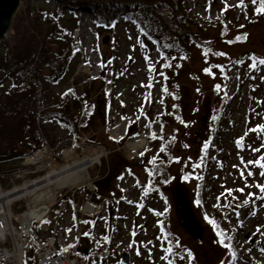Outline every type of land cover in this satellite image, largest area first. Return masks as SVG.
<instances>
[{
  "label": "rangeland",
  "instance_id": "rangeland-1",
  "mask_svg": "<svg viewBox=\"0 0 264 264\" xmlns=\"http://www.w3.org/2000/svg\"><path fill=\"white\" fill-rule=\"evenodd\" d=\"M23 2L51 12L58 7L54 0ZM240 3L241 0L188 1L186 9L191 18L203 23L202 29L195 28L213 41V49L205 52L207 55L199 52L207 58L212 74L203 72L208 67L198 53L184 62L176 77L177 86L172 89V96H178L183 111L184 123L179 125L173 123L172 116L170 120L165 117L166 112L172 114L176 103H169L163 91L164 59L133 20L121 17L111 30H106L96 24L93 15L79 11L72 17L73 23L69 22L80 55L66 80L52 88L51 96L58 101L70 91L66 99L78 100L88 91L96 104V120L81 138L59 122H49L43 128L45 145L52 150L57 167L95 158L83 175L86 182H104L99 204L103 202L106 220L102 226L86 220L85 226L92 234L90 240L99 236L109 247L111 257L107 264L120 261L124 252L131 254L133 264H190L188 250L194 256L193 264H228L231 255L219 243L217 224L236 246L239 256L234 264H264V200L248 196L262 195L255 185L264 184V177L259 176L258 167L247 164L264 156L263 134L250 131L264 125V65L258 63L264 59V14L255 12L259 1L255 5L251 0H243V6ZM107 37L108 42L104 43ZM7 40L8 36L0 41V52ZM252 58L257 62L256 69L251 68ZM150 65L156 70L149 71ZM149 84L152 86L147 87ZM188 122L191 129L184 132ZM170 127L176 129L178 162L171 170L173 182L165 190L147 183L141 166L149 155L158 153L161 135ZM153 133L156 139L151 138ZM141 137L144 147H129ZM241 138L243 144L239 146L236 142ZM205 143L209 144L207 150ZM255 148L261 151L254 152ZM20 161L0 165L3 188L10 182L22 185L23 181L14 177L21 172ZM197 164L201 165L197 170L199 182L202 181L201 196L197 181L180 177L183 166L188 169ZM247 171L254 175L247 176ZM240 188H244L243 193L236 191ZM226 189L232 190L231 196ZM180 194L189 200L202 230L200 241L181 222ZM245 199L250 203L244 205ZM210 220L215 221V226ZM25 264H34L32 255L26 257Z\"/></svg>",
  "mask_w": 264,
  "mask_h": 264
},
{
  "label": "trees",
  "instance_id": "trees-1",
  "mask_svg": "<svg viewBox=\"0 0 264 264\" xmlns=\"http://www.w3.org/2000/svg\"><path fill=\"white\" fill-rule=\"evenodd\" d=\"M54 1L58 3L55 12L47 8L36 9L28 2L20 3L8 40L4 43V50L0 52V165L20 161L41 149L46 140L43 128L49 122H59L80 138L95 123L96 104L88 91L78 100L66 99L70 91L58 101H53L51 96L52 88L66 80L80 55L73 27L69 24L73 23L72 17L79 11L93 15L96 24L106 30H111L121 17L135 22L146 40L157 48L164 64L172 65L164 67V76L168 101L176 104L172 114L166 112L165 117L170 120L172 116L175 125L181 123L182 106L177 102L178 96H172V89L177 86L176 77L185 61L196 53L204 55L213 49L211 38L204 37L200 30L203 23L194 21L186 9L189 0ZM67 14L71 15L68 20ZM200 54L198 58L202 59L205 67L210 68L207 58ZM205 69L207 68L203 69L204 73ZM220 73L221 76L225 75L223 70ZM159 118L157 120L161 122ZM186 124L184 132L191 129L190 122ZM175 133L176 129L165 128L160 138V148L165 147L166 151L161 153L159 148L158 153L153 157L149 155L141 166L146 182L165 190L173 182L171 170L178 162L175 157ZM154 157L155 164H150L149 161ZM202 159L204 161L205 157ZM200 167L185 169L183 166L180 172L182 179L187 176L188 179L185 180L199 183V196L202 181L199 182L197 170ZM103 184L101 181L96 182L95 202L101 200L105 189ZM217 226V231L224 233L219 224ZM224 243L231 245V260L228 264H234L239 256L238 251L225 233ZM78 256L83 263L86 252L81 250ZM114 264H119V261Z\"/></svg>",
  "mask_w": 264,
  "mask_h": 264
},
{
  "label": "built area",
  "instance_id": "built-area-1",
  "mask_svg": "<svg viewBox=\"0 0 264 264\" xmlns=\"http://www.w3.org/2000/svg\"><path fill=\"white\" fill-rule=\"evenodd\" d=\"M20 162L21 172L14 177L21 179L22 185L15 182H10L7 188L0 185V195L22 189L61 168L54 163L47 145ZM86 181H82L83 185L82 182L71 186L52 183L26 190L13 197L8 207H0V263L25 264L26 257L32 255L34 264H107L111 257L109 247L99 236L90 240L92 234L85 226L86 220H94L98 226L106 220L103 202L92 201L99 181ZM81 250L86 252L83 263L78 256Z\"/></svg>",
  "mask_w": 264,
  "mask_h": 264
},
{
  "label": "snow or ice",
  "instance_id": "snow-or-ice-1",
  "mask_svg": "<svg viewBox=\"0 0 264 264\" xmlns=\"http://www.w3.org/2000/svg\"><path fill=\"white\" fill-rule=\"evenodd\" d=\"M257 2H258V0H251V3H252L253 5L257 4ZM239 6H243V0H241V3H240ZM225 10H226V9H225ZM255 12H256L257 15L264 14V0H259V7H257V8L255 9ZM241 27H243V26H241ZM246 38H247V36L245 35V36H244V39H246ZM238 39H240V38L238 37ZM138 42H139V41H138ZM139 43H141V46H143V43H142V42H139ZM205 55H207V53H205ZM219 55L223 56V55H225V54H224V53H219ZM182 58H184V57H182ZM146 59H147V58H146ZM173 59H175V58H173ZM252 59H253L254 62L251 64V68L256 69V68H257V62H255V58H252ZM258 63H259L260 65H264V59L259 60ZM171 66H172L171 64H164V65H163V67H165V68H168V67H171ZM155 70H156V69H155L154 66H151V65L149 66V71H155ZM205 72L208 73L209 75L212 74V71H211L210 68L205 69ZM161 75H163V74L161 73ZM165 79H166V77H165ZM261 79H264V77H261ZM151 86H152L151 84L147 85V87H151ZM217 88L219 89V85H217ZM163 91H164L165 93H167V92H168V88L165 87V88L163 89ZM174 98H177V97H174ZM161 103H162V101H161ZM181 123H184V122L181 121ZM186 126H187V125H186ZM250 131H253V132H257V131H259V132H261V133H264V125H261V126H259L258 128L251 129ZM151 138H152V139H156V138H157L156 134L153 133ZM161 138H162V137H161ZM172 139L174 140L175 138L173 137ZM236 143H237L239 146H242V144H243V138H241V140H238ZM185 147H187V145H185ZM208 147H209V144H208V143H205V144H204V149L207 150ZM261 148H264V144L261 145ZM261 148H255V149H253V151L258 153V152L261 151ZM165 151H166V148H165V147H161V148H160V152H161V153H163V152H165ZM140 155L143 156L144 153L141 152ZM155 162H156V158H155V157H154L152 160L149 161L150 164H155ZM202 162H203V159L201 160V163H202ZM241 162L243 163V161H241ZM247 164H248V165L255 166V167H258V168L261 170V171L259 172V176L264 177V156H260L258 159H255V160H249V161L247 162ZM200 166H201L200 164L195 165V167H197V168H199ZM234 167H235V165H234ZM240 175H241L242 178H244L245 173H244L243 171H241ZM253 175H254V173H253L252 171H247V176L251 177V176H253ZM184 178H185V179H188L187 176H185ZM165 182H167V181H165ZM245 187H248V185L246 184ZM255 187L259 189V192H260L262 195H260V196L257 197V196H255L254 193H248V196H249V197H252V198H254V199H261V200H264V184L257 183V184L255 185ZM236 191H239V192L243 193V192H244V188L237 189ZM226 193H227V195L231 196V195H232V190H231V189H226ZM129 202L131 203V201H129ZM198 203H199V201H198ZM249 203H250V200H249V199H245V200L243 201V204H244V205H247V204H249ZM237 206H239V205H237ZM141 207H142V205H141ZM158 215H159V214H158ZM252 215H255V213H252ZM206 218H207V217H206ZM209 222L212 223V224L215 226V221L210 220ZM45 223H47V221H45ZM69 231H70V230H69ZM257 231L259 232L260 229L258 228ZM85 235L87 236L88 233H85ZM133 235H135V233H133ZM218 236L221 237V239L219 240V243H220L223 247H225L226 249H230V248H231V245H230V244H226V243H224V233H222V232H221V233H218ZM105 239H107V238H105ZM228 239L230 240L231 237H228ZM168 251L171 252V249L169 248ZM137 254L139 255V251H137ZM232 255H233V257H234V256H235V253L233 252ZM188 257H189L190 264H191V260L194 259V256H193V254L191 253L190 250H188ZM169 264H171V262H169ZM221 264H224V261H221Z\"/></svg>",
  "mask_w": 264,
  "mask_h": 264
},
{
  "label": "bare ground",
  "instance_id": "bare-ground-1",
  "mask_svg": "<svg viewBox=\"0 0 264 264\" xmlns=\"http://www.w3.org/2000/svg\"><path fill=\"white\" fill-rule=\"evenodd\" d=\"M117 129V132L122 134L121 130L119 128ZM144 144V139L143 137H141L134 139L129 144V147H132L135 150H139L144 147ZM94 162L95 158H85L82 160L72 161L71 163H68L61 168L55 169L47 176L35 180L26 187L24 186L22 189H14L10 192L2 193L0 195V207H8L10 200L14 199L13 197H16L18 194L26 190H37L52 183H55V185L68 184L69 186H71L73 184L82 182L85 180V176L83 175L84 172L88 171V169L94 164ZM48 194L49 192H47L44 196H47Z\"/></svg>",
  "mask_w": 264,
  "mask_h": 264
},
{
  "label": "water",
  "instance_id": "water-1",
  "mask_svg": "<svg viewBox=\"0 0 264 264\" xmlns=\"http://www.w3.org/2000/svg\"><path fill=\"white\" fill-rule=\"evenodd\" d=\"M20 3L21 0H0V41L4 40L8 36ZM107 42L108 37L104 40V43ZM262 134L264 139V133ZM179 209L182 224L195 240L200 241L202 239V230L197 224L194 214L190 208L189 200L184 194H180L179 196ZM120 264H133L131 254L129 252L121 254Z\"/></svg>",
  "mask_w": 264,
  "mask_h": 264
}]
</instances>
